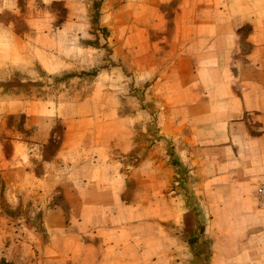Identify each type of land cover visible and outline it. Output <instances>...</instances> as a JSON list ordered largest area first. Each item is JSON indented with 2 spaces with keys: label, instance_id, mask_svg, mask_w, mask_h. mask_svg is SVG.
<instances>
[{
  "label": "rangeland",
  "instance_id": "rangeland-1",
  "mask_svg": "<svg viewBox=\"0 0 264 264\" xmlns=\"http://www.w3.org/2000/svg\"><path fill=\"white\" fill-rule=\"evenodd\" d=\"M36 129L45 152L66 132H100L123 163L150 150L199 196L210 162L244 168L236 192L255 199L264 241V0H0L1 135ZM62 228L41 263L24 249L0 264H82Z\"/></svg>",
  "mask_w": 264,
  "mask_h": 264
},
{
  "label": "crops",
  "instance_id": "crops-1",
  "mask_svg": "<svg viewBox=\"0 0 264 264\" xmlns=\"http://www.w3.org/2000/svg\"><path fill=\"white\" fill-rule=\"evenodd\" d=\"M1 133L0 258L33 249L41 263L42 250L58 249L64 226L66 249H80L82 264H264L262 213L236 192L244 168L218 173L210 162L205 183L192 178V189L204 188L199 196L150 150L123 163L121 147L107 146L100 132L91 142L66 132L49 152L51 135L41 129L26 138ZM197 165L187 164L194 176Z\"/></svg>",
  "mask_w": 264,
  "mask_h": 264
}]
</instances>
